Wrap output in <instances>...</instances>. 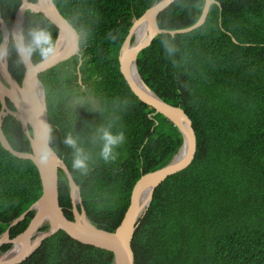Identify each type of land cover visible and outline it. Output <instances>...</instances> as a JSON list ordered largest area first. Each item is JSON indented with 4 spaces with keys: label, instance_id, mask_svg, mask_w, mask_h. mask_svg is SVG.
Instances as JSON below:
<instances>
[{
    "label": "trees",
    "instance_id": "16d2710c",
    "mask_svg": "<svg viewBox=\"0 0 264 264\" xmlns=\"http://www.w3.org/2000/svg\"><path fill=\"white\" fill-rule=\"evenodd\" d=\"M54 1L80 33L85 86L79 83L78 54L40 74L52 124L50 143L79 185L88 218L114 231L136 182L166 165L183 143L178 127L132 91L119 61L133 23L158 0ZM205 1L175 0L159 15V26L179 29L194 24ZM218 1L221 5H211L202 26L160 34L137 58L146 84L190 116L197 151L188 167L156 188L133 238L136 264H264V0ZM21 4L0 0L11 30ZM30 29H45L55 44L58 27L42 12L27 11L26 40ZM2 36L0 29V44ZM43 58L39 50L32 55L35 63ZM8 61L12 76L22 83L25 64L11 42ZM100 126L125 134L115 160L100 156ZM3 130L13 148L31 151L30 139L14 115L4 118ZM69 134L90 157L87 172L73 167L74 149L64 143ZM42 191L35 163L16 156L0 141V235ZM59 199L73 219L63 169ZM34 213L12 227L13 237L27 229ZM48 229L46 224L39 230ZM113 263L112 251L60 229L17 264Z\"/></svg>",
    "mask_w": 264,
    "mask_h": 264
},
{
    "label": "water",
    "instance_id": "95a60500",
    "mask_svg": "<svg viewBox=\"0 0 264 264\" xmlns=\"http://www.w3.org/2000/svg\"><path fill=\"white\" fill-rule=\"evenodd\" d=\"M175 0H158L149 7L133 23L119 52V61L122 72L132 91L143 102L151 105L156 113H161L170 119L183 135V143L171 160L164 166L153 171L144 173L136 182L131 203L125 212L120 225L114 231L100 228L91 221L85 208L80 211L77 206L74 208V218L70 219L64 212L59 199V169H63L69 180L72 198L81 202L80 187L75 181L71 171L50 143L52 124L49 120L48 107L46 103L45 90L40 80V74L70 59L73 55H79L78 65L79 83L84 87L80 66L83 54L80 52V33L77 27L70 22L60 11L54 0H22L19 7L13 29L23 31L25 28V17L28 10L42 12L57 27L58 36L54 44V50L47 57L35 63L32 57L25 64V74L22 83H19L12 76L9 70L8 56L0 58V65L4 64V72L0 74V100L2 109L0 112V141L2 145L18 157L31 159L37 166L43 185L41 196L28 210L17 217L9 226L8 230L25 219L30 211L34 216L27 229L18 235L14 241L23 243V251L8 257H0V264H17L31 256L42 242L58 230L62 229L73 238L86 242L97 247L110 250L114 253L113 264H136L135 252L133 249V238L139 224L145 216L156 188L170 175L175 174L193 161L197 151V135L188 113L180 105L171 104L157 95L144 81L148 89L140 83L132 72V64L137 68L139 53L149 47L154 39L163 33L176 35L190 32L202 26L209 15L211 5L220 2L218 0H206L200 18L192 25L179 29H164L159 26V15L169 8ZM147 29L146 35L139 42L133 40V34L137 29ZM0 29L2 30V41L0 45H6L9 49L11 40L8 39L11 30L0 10ZM238 42L236 38H233ZM9 55V54H8ZM139 72V71H138ZM142 78V77H141ZM41 86L42 93L38 86ZM11 100L16 109L8 106L7 100ZM12 114L19 119L27 133L31 151H18L6 137L3 125L4 118ZM31 128V129H30ZM149 192V201L142 210L141 200L143 195ZM49 225L46 231L39 229ZM38 232L37 240H31L32 235ZM8 231L0 237V245L8 240Z\"/></svg>",
    "mask_w": 264,
    "mask_h": 264
},
{
    "label": "clouds",
    "instance_id": "9594fccd",
    "mask_svg": "<svg viewBox=\"0 0 264 264\" xmlns=\"http://www.w3.org/2000/svg\"><path fill=\"white\" fill-rule=\"evenodd\" d=\"M28 36L30 39L26 40L23 31L13 29L8 37L23 62L30 60L37 50L44 57L53 52L54 44L51 34L45 29H30ZM8 54V47L0 45V58L7 57ZM96 131L99 139L103 142L100 149L101 158L105 161L115 160L118 154L117 148L125 141L124 132H114L110 126H100ZM64 143L74 149L73 167L87 172L90 157L79 146L78 138L69 134L65 137Z\"/></svg>",
    "mask_w": 264,
    "mask_h": 264
},
{
    "label": "bare ground",
    "instance_id": "6f19581e",
    "mask_svg": "<svg viewBox=\"0 0 264 264\" xmlns=\"http://www.w3.org/2000/svg\"><path fill=\"white\" fill-rule=\"evenodd\" d=\"M146 31H147V29L145 28V29H143V28H141V29H137L136 30V32L133 34V40L135 41L136 40V42L138 41H140L141 39H143L144 37H145V35L147 34L146 33ZM3 72H4V64L2 63L1 65H0V74H3ZM132 72H133V74H134V77L140 82V83H142L147 89H148V91H150V89L146 86V84L144 83V81H143V79L141 78V76H140V74H139V72H138V69L136 68V65L133 63L132 64ZM38 88H39V92L40 93H42V90H41V86L39 85L38 86ZM80 196H81V194H80ZM81 199H82V197H81ZM148 201H149V192H146L144 195H143V198H142V200H141V203H142V210H144L145 209V207H146V205L148 204ZM81 209H79V207H78V209L81 211L82 210V208H84V206H83V204L81 203V207H80ZM23 249H24V247H23V243L21 242V241H19L18 243H16V246H15V250H13L11 253H13V255L15 254V253H18V252H21V251H23ZM10 253V252H9ZM7 256V255H6ZM10 256V255H9ZM9 256H7L6 257V259L9 257Z\"/></svg>",
    "mask_w": 264,
    "mask_h": 264
},
{
    "label": "flooded vegetation",
    "instance_id": "af4514ba",
    "mask_svg": "<svg viewBox=\"0 0 264 264\" xmlns=\"http://www.w3.org/2000/svg\"><path fill=\"white\" fill-rule=\"evenodd\" d=\"M71 195H72V193H71ZM72 202H73V210H74V208H75V206H77V207H79V206H81V202H76V204H75V202H74V200H73V198H72ZM74 212V211H73ZM10 226V225H9ZM9 228V227H8ZM11 229L12 228H10L9 230L7 229L4 233H2L1 235H0V237H2L7 231H8V236H9V238H8V240L6 241V242H4L3 244H1L0 245V257H2V256H9V257H11V256H13V253H11L13 250H15V246H16V243H15V241H14V239L18 236H16V237H13L12 236V232H11ZM23 233V232H22ZM20 235V234H19ZM32 240V239H31ZM10 252V253H9ZM15 255V254H14ZM6 256V257H7Z\"/></svg>",
    "mask_w": 264,
    "mask_h": 264
},
{
    "label": "rangeland",
    "instance_id": "374dc122",
    "mask_svg": "<svg viewBox=\"0 0 264 264\" xmlns=\"http://www.w3.org/2000/svg\"><path fill=\"white\" fill-rule=\"evenodd\" d=\"M85 86V85H84ZM84 88V87H83ZM38 232H35L33 235H32V237H31V239H32V241L33 240H37L36 238L38 237V234H37Z\"/></svg>",
    "mask_w": 264,
    "mask_h": 264
}]
</instances>
